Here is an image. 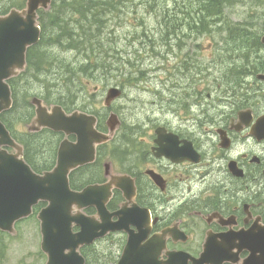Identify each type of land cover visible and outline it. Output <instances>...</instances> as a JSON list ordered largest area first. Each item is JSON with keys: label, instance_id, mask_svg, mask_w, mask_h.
Segmentation results:
<instances>
[{"label": "flooded vegetation", "instance_id": "obj_1", "mask_svg": "<svg viewBox=\"0 0 264 264\" xmlns=\"http://www.w3.org/2000/svg\"><path fill=\"white\" fill-rule=\"evenodd\" d=\"M172 35L189 55L203 46V28L185 27L181 34ZM255 66L247 67L242 83L232 85L239 90H229L222 89L219 82L216 58L176 59V64L168 69L169 98L166 106L160 108L165 112V121L149 124L137 151L123 158L132 160L112 163L118 175H131L134 180L133 201L144 212L142 219L148 221V234L142 245L158 237L165 241L158 257L162 262L169 251H183L198 258L208 234L222 252L237 258L233 263L222 264H242L250 256L244 249L228 250L229 244L222 235L264 225V141L257 142L251 133L253 122L264 114V82L256 80L255 73L258 70L264 75V61L261 68L254 69ZM221 142L227 147H222ZM203 143L215 144L212 155L204 152ZM187 156L193 162L186 160ZM231 163L242 177L232 175L228 169ZM195 184L197 187L192 190ZM118 193L114 194L116 204L108 207L110 212L124 202L122 193ZM130 207L127 204L126 208ZM89 216H94V212ZM170 227L184 232L187 240L174 242L169 236L166 239V229ZM129 231L138 233L132 225ZM127 238L125 233L109 237L115 245L113 258H108L107 264L116 263L112 260H118ZM188 264H192L190 260Z\"/></svg>", "mask_w": 264, "mask_h": 264}, {"label": "water", "instance_id": "obj_2", "mask_svg": "<svg viewBox=\"0 0 264 264\" xmlns=\"http://www.w3.org/2000/svg\"><path fill=\"white\" fill-rule=\"evenodd\" d=\"M51 0H26L22 11L11 10L0 17V114L10 109L11 97L7 81L17 76L25 67L27 48L37 44L39 29L37 27V10H46ZM264 46V36L261 38ZM264 79V77H260ZM120 91L115 88L108 90L106 105L116 99ZM31 104L35 107V118L30 131L47 128L65 135H74L75 143L64 140L58 149V160L54 169L42 176L35 175L23 162L21 148L9 136L0 122V230L11 233L15 222L27 218L32 206L38 201L47 202V207L39 212L41 250L47 256L46 264H83L78 250L92 244L96 239L109 232L128 234L123 254L117 264H187L188 256L183 253H169L167 261H159L163 249V241L157 238L154 242L145 241L148 221L144 220V212L134 205L109 214L106 204L111 197V189L116 188L123 193L127 202L133 197L132 182L128 178L110 176L107 185L88 186L80 193H74L68 185V174L74 168L93 161L96 145L105 143L112 138L119 122L111 114L107 120L109 134L102 135L94 130L95 120L78 112L67 116L60 107L52 106L50 110L42 101L34 98ZM253 135L264 139V117L256 121L252 128ZM11 147L16 154L9 155L4 148ZM189 161L191 158L186 157ZM105 175L108 167L105 166ZM241 176V173L236 174ZM93 207L97 219L83 216L80 211ZM73 211H76L73 214ZM118 220L112 222L111 218ZM136 226L137 234L129 231V226ZM78 227L77 233L72 232ZM222 237L229 244L228 250L244 249L250 256L242 264H264V226L254 225L246 232H228ZM216 245L218 243L216 242ZM238 253L235 254L237 256ZM234 258L215 246V240L208 238L199 259L193 264L233 263Z\"/></svg>", "mask_w": 264, "mask_h": 264}, {"label": "rangeland", "instance_id": "obj_3", "mask_svg": "<svg viewBox=\"0 0 264 264\" xmlns=\"http://www.w3.org/2000/svg\"><path fill=\"white\" fill-rule=\"evenodd\" d=\"M5 1L0 0V2ZM20 1L14 0L13 2ZM129 1L124 0L121 4L113 3L111 11L104 18V24L103 21L102 24L100 23L104 25V48L110 49V54L114 56L117 64L111 66L112 69L108 71L110 72L108 74L97 72L99 78H80L74 88L76 91L74 95L77 100L81 101L77 103L78 105L89 106L90 109L92 100L87 99L91 96L88 92H94V88H97L100 94L94 97L102 96L98 98V103L93 106V109L101 111L105 91L112 86L123 87V96L113 103L115 113L123 120L125 128L135 126L139 133L136 138L141 139L148 133V126L151 122L165 121V112L160 108L166 106L169 98L168 69L176 64V59L185 58L187 53L180 46L181 42L176 43L173 36L169 37V47L162 45L161 33L168 25H174L180 31H184L186 23L191 21L192 15L194 16L199 10L197 9L199 1L159 0L154 5L150 1L144 2L146 0ZM195 9L197 10L194 11ZM190 13L191 17L187 18L186 14ZM221 19H223L222 25L216 24V40H212V30L207 31V34H204L203 46L197 48L200 53L197 57L192 56L191 58H212V49H208L209 44L213 42L216 46V59L221 60L216 62V69H221L219 76L222 77V81H225L227 71L222 69L228 67L229 64L246 65L247 60H260L264 57V50L255 47L251 41L250 47H248L249 43H245L248 48L236 53L234 48L236 42L232 41V32L229 33V29L232 30V28L227 27V23L231 26L243 25L242 28L249 29L251 32L248 38H252L260 30L264 34V0H238L227 4L223 7ZM72 24L73 22L69 20L70 27H73ZM208 24L209 27L212 26L211 22ZM100 25H95V27L90 25L89 29L94 28V31H97L98 27L100 30ZM45 51L50 53V69L41 71L38 74L39 80L30 77L29 72L25 76L27 80L18 83V90L54 98L63 92L58 85H55L56 79L59 78L61 64L72 66L77 64L82 60V53L66 51L59 46H51ZM86 51L91 52L92 50ZM236 80L239 79L236 78ZM224 88L222 86V89ZM125 128L121 133L118 132L120 140L123 138ZM253 147L257 152L261 149L254 144ZM214 149V143H203V150L206 154L212 155ZM196 187L197 184L191 186V189ZM3 234L0 235V264H45L46 257L39 247V222L34 215L20 222L13 234ZM106 245L105 242H99L96 247L100 249Z\"/></svg>", "mask_w": 264, "mask_h": 264}, {"label": "trees", "instance_id": "obj_4", "mask_svg": "<svg viewBox=\"0 0 264 264\" xmlns=\"http://www.w3.org/2000/svg\"><path fill=\"white\" fill-rule=\"evenodd\" d=\"M13 1L14 0H6L5 2H0V15L8 12L12 7L21 8L24 5V0L20 2ZM92 1L93 0H54L47 12L40 11L38 19L41 29L39 44L28 50L26 71L18 78L9 81L12 90L13 107L9 112L1 115V120L9 129L12 136L24 145L25 161L36 172L50 168L53 165V161L41 160L39 156L47 155V152H45L46 143H51L52 141L56 142L57 138L49 131H42L36 134L15 133L17 125L30 118L28 112L30 107L27 100L31 93L26 90H18V83L26 81L27 79H25V76L29 72L30 77L39 80L38 74L41 71L50 69V53L45 51V49H49L51 46H59L66 51L70 50L82 53V60L73 66L71 64H61L59 78L56 79L57 82H55V85H58L63 92L60 96L54 98L40 94L39 96L46 104H59L66 110H69L73 107V102L70 101L75 97L74 88L80 78H99L100 76L97 72L103 74L110 73L108 71L112 69V65L117 64V61L114 59V56L110 54V49L104 48V27L101 28V30L97 27V31H94L89 29V26L95 27V25H100L101 22L99 21L103 19V16L101 17L100 15H107L111 11L113 3L119 2V4H121L124 0ZM126 1L130 2L129 0ZM149 1L154 5L159 0H146L144 2ZM198 1L199 7L197 9L199 10H194H197L195 12V18H190L191 21L188 22V27L192 29L202 28L205 21L213 20L214 17H216V24L220 23L222 25L223 19H221V16L223 7L227 4L237 2L238 0ZM94 4H98L97 8ZM104 5L108 7L103 8ZM94 11L98 12L99 15H96ZM94 14L96 16H94ZM167 19H169V17H167ZM69 20L73 22V27L69 26ZM227 27L232 28V30L229 29V33L230 31L232 32L231 37H233V43L236 42L234 46L236 53L246 49L247 46L245 43H249L248 47H250V41L255 47H260L259 38L261 30L255 34V36H252V38H248L251 32L249 29L242 28L243 25L237 24L231 26L230 23H227ZM164 29V32L169 31V27H165ZM198 31L199 30L196 31L197 34ZM254 32L255 31H253V33ZM236 46L239 47L236 48ZM50 85L52 84L50 83ZM114 147L117 148V145L114 144ZM82 171L83 170H79L76 175ZM96 179L95 175L88 174L76 180L75 174H73L70 179V185L73 189H76L87 183L95 182ZM115 200L116 198H114L110 205H112ZM86 259L87 264H91V260L88 257H86Z\"/></svg>", "mask_w": 264, "mask_h": 264}, {"label": "bare ground", "instance_id": "obj_5", "mask_svg": "<svg viewBox=\"0 0 264 264\" xmlns=\"http://www.w3.org/2000/svg\"><path fill=\"white\" fill-rule=\"evenodd\" d=\"M93 1H94V0H93ZM93 1H92V2H93ZM106 1H107V0H106ZM108 2H109V1H108ZM127 2H128V1H127ZM106 3H107V2H106ZM94 5H95L96 8H97V5H98V4H97V5L94 4ZM92 6H93V4H92ZM99 7H100V6H99ZM105 7H106V6L104 5L103 8H105ZM107 7H108V6H107ZM107 7H106V8H107ZM103 8H102V9H103ZM91 9H92V8H91ZM92 10H93V9H92ZM99 10H101V9H99ZM103 10H104V9H103ZM97 11H98V10H97ZM94 12L96 13V15L98 14V12H96V11H94ZM101 12H102V11H101ZM104 13H105V12H104ZM169 13H170V12H169ZM96 15L94 14V16H96ZM98 15H99V14H98ZM170 15H171V14H170ZM94 16H93V17H94ZM100 16H101V17L103 16V19H101L99 22H101V24H102V21H103V24H104V20H105V19H104V18H105L104 16H106V15H103V14H102V15H100ZM101 17H100V18H101ZM163 17H164V16H163ZM198 20H199V19H198ZM198 22H199V21H198ZM72 25H73V24H72ZM103 27H104V25H101V28H103ZM161 27H162V26H161ZM168 27H169V25H168ZM162 28H163V27H162ZM91 29H92V28H91ZM103 29H104V28H103ZM166 29H167V28H166ZM93 30H94V28H93ZM100 30H101V29H100ZM164 31H165V30H164ZM193 32H194V31H193ZM196 34H197V33L195 32L194 35H196ZM172 40H173V39H172ZM123 50H124V49H123ZM159 82H160V81H159ZM158 90H159V89H158ZM159 97H160V96H159ZM164 99H165V98H164ZM135 103H136V102H135ZM154 110H155V109H154Z\"/></svg>", "mask_w": 264, "mask_h": 264}]
</instances>
